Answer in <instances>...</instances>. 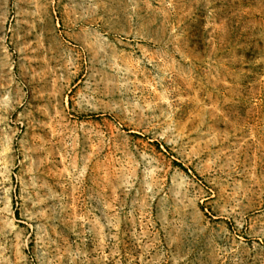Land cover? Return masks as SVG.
I'll list each match as a JSON object with an SVG mask.
<instances>
[{"label": "rangeland", "instance_id": "1", "mask_svg": "<svg viewBox=\"0 0 264 264\" xmlns=\"http://www.w3.org/2000/svg\"><path fill=\"white\" fill-rule=\"evenodd\" d=\"M0 264H264V0H0Z\"/></svg>", "mask_w": 264, "mask_h": 264}, {"label": "trees", "instance_id": "2", "mask_svg": "<svg viewBox=\"0 0 264 264\" xmlns=\"http://www.w3.org/2000/svg\"><path fill=\"white\" fill-rule=\"evenodd\" d=\"M175 165H177V166H179V167H181L182 169H184L185 170V168L181 165V164H178L177 162H176V164Z\"/></svg>", "mask_w": 264, "mask_h": 264}]
</instances>
